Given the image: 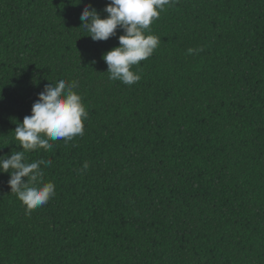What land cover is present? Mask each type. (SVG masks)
Masks as SVG:
<instances>
[{"label": "trees", "instance_id": "trees-1", "mask_svg": "<svg viewBox=\"0 0 264 264\" xmlns=\"http://www.w3.org/2000/svg\"><path fill=\"white\" fill-rule=\"evenodd\" d=\"M108 2L0 0V156L49 83L76 81L88 112L26 153L52 161L47 204L26 213L0 174V264H264V0H173L131 86L102 59L123 31L81 27Z\"/></svg>", "mask_w": 264, "mask_h": 264}, {"label": "clouds", "instance_id": "clouds-1", "mask_svg": "<svg viewBox=\"0 0 264 264\" xmlns=\"http://www.w3.org/2000/svg\"><path fill=\"white\" fill-rule=\"evenodd\" d=\"M173 0H109L101 18L91 5H85L80 20L93 42L106 41L116 36L117 29L123 35L117 37V47L106 52L102 59L107 65L109 79L125 85H133L141 75L133 71L152 56L161 43L159 36L148 34L150 25L171 6ZM197 49H188L189 54ZM76 81L60 79L45 86L31 107V113L17 122L15 140L22 150H11L0 156V174H8L11 193L25 206L26 213L47 204L56 194L53 182H44V168L51 167V159H35L29 162L26 153L43 149L50 151L54 141L63 139L65 143L76 136H83L84 121L88 118L82 96L75 91ZM2 99V97H0ZM43 166V167H42ZM85 162L82 171H87Z\"/></svg>", "mask_w": 264, "mask_h": 264}]
</instances>
